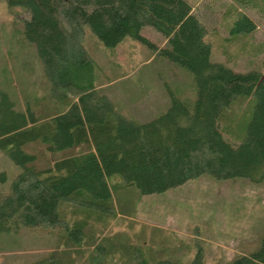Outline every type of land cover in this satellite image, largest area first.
Wrapping results in <instances>:
<instances>
[{
    "label": "trees",
    "instance_id": "trees-1",
    "mask_svg": "<svg viewBox=\"0 0 264 264\" xmlns=\"http://www.w3.org/2000/svg\"><path fill=\"white\" fill-rule=\"evenodd\" d=\"M4 2L35 48L47 96L43 100L37 92L17 111L0 90V153L19 170L0 192V233L53 230L56 249L31 264H76L85 254L87 264H182L144 258L123 236L104 237L91 224L117 213L112 205L117 189L147 196L202 176L264 180V65L252 62L237 71L226 59L235 36L244 50L245 37L256 29L250 10L264 25V0H231L235 17L224 22L222 62L209 60L215 45L186 0ZM145 27L163 42L143 37ZM89 34L110 54L129 39L147 49V60L160 58L188 72L192 104L169 95L162 114L145 122L123 118L100 90V72L107 68L88 53ZM240 106L244 111L237 117ZM65 204L71 212L61 208ZM121 210L118 216H131L132 210ZM189 264H204L199 251ZM227 264H264V236L255 252Z\"/></svg>",
    "mask_w": 264,
    "mask_h": 264
},
{
    "label": "rangeland",
    "instance_id": "rangeland-1",
    "mask_svg": "<svg viewBox=\"0 0 264 264\" xmlns=\"http://www.w3.org/2000/svg\"><path fill=\"white\" fill-rule=\"evenodd\" d=\"M186 1L215 45L209 60L222 62L220 47L227 40L224 22L235 17L230 10L231 0ZM13 14L0 0V90L9 96L15 110L23 111L24 101L35 93L44 100L47 85L35 48L20 34L21 25ZM247 14L255 21L256 29L245 37L246 48L239 49L242 40L235 36V42H231L235 48L228 47L227 51L229 66L237 71L247 70L255 63L264 65V54H255L250 47L259 43L264 47V25L255 13ZM140 34L153 43L163 42L152 28L145 27ZM85 46L91 57L107 68L100 72L104 81L100 90L123 118L148 121L167 109L169 95L192 104L194 83L189 73L160 58L147 60V49L142 45L125 39L110 54L89 34ZM237 111L238 117L244 106ZM18 171L0 153V175L4 178L3 181L0 177V192L7 191L9 181ZM115 182L120 184L118 178ZM112 205L117 213L103 216L102 222L93 221L92 228L104 237L123 236L130 249L144 258L163 257L189 264L199 251L204 264H227L237 256L255 252L264 236V180L253 184L244 179L218 181L202 176L147 196H139L133 188L126 187L112 194ZM61 208L71 212L67 204ZM121 209L132 210L131 216H118L124 215ZM55 235L53 230L40 228L0 233V264H31L46 259L56 249ZM87 263H91L87 254L76 261Z\"/></svg>",
    "mask_w": 264,
    "mask_h": 264
},
{
    "label": "crops",
    "instance_id": "crops-1",
    "mask_svg": "<svg viewBox=\"0 0 264 264\" xmlns=\"http://www.w3.org/2000/svg\"><path fill=\"white\" fill-rule=\"evenodd\" d=\"M250 12H253V10H250ZM261 44H262V43H259V44L257 45V46H259V48H255V49H253L252 52H253V53H257V52H258V53H262V54H264V51L262 50V49H264V48L261 47ZM257 46H256V47H257ZM253 47H255V46H253ZM150 59H151V58H150ZM150 59H149V60H150Z\"/></svg>",
    "mask_w": 264,
    "mask_h": 264
}]
</instances>
